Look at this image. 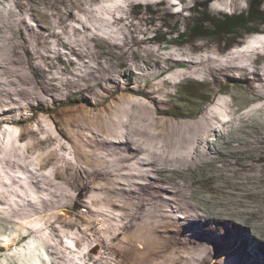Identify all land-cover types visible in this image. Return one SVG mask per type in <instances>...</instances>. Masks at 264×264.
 I'll list each match as a JSON object with an SVG mask.
<instances>
[{
	"label": "rangeland",
	"instance_id": "rangeland-1",
	"mask_svg": "<svg viewBox=\"0 0 264 264\" xmlns=\"http://www.w3.org/2000/svg\"><path fill=\"white\" fill-rule=\"evenodd\" d=\"M144 2L138 14L129 0H0V264L13 249L23 251L20 264H129L108 252L80 212L63 221L56 213L69 208L11 216L64 200L100 214L95 227L128 232L138 256H163L166 238L191 222H229V248L239 244L264 264L256 249L264 246V27L229 47L198 39L164 46L144 29L176 37L173 24L186 28L194 0ZM31 64L57 94L103 75L148 87V97L121 91L104 105L93 99L62 113L84 139L128 147L119 155L133 157L129 165L97 163L50 116L31 117L42 110L28 109L26 98L46 97ZM11 108L16 123L2 118ZM180 241L178 248H199L195 264L214 248L197 237Z\"/></svg>",
	"mask_w": 264,
	"mask_h": 264
},
{
	"label": "trees",
	"instance_id": "trees-1",
	"mask_svg": "<svg viewBox=\"0 0 264 264\" xmlns=\"http://www.w3.org/2000/svg\"><path fill=\"white\" fill-rule=\"evenodd\" d=\"M129 2L131 3L133 11L138 14H142L146 7H148L144 0H129ZM218 2L219 0H194L193 11H189L192 12L193 15L186 28H183V24L178 25L179 21L173 24L175 28H178L174 30L176 37H172L171 35L153 28H147L144 29V31L150 41L164 46L178 44L183 42V39H198L210 41L215 44L224 42V46L229 47L241 41L239 40L240 38H246L264 27V7H262V0H239L240 6L229 10L223 7L219 10ZM31 70L35 80L43 87V93L46 95L44 99L26 98L25 106H30L28 109L35 107L42 110V112H31V117H36L40 114L50 116L57 124L60 133L76 148L81 149L87 157L97 163L108 164L112 162V164H115L114 167L118 170L120 168L117 164L123 165V163H125V165H127L128 160L132 161L134 159L133 157L125 159L124 156L119 155V152L129 151L128 147L125 145L91 141L89 139H84L80 134L74 133L69 129L68 125H66L62 113L68 108L81 104L90 105L93 99L99 101L101 105H104L121 91L134 95H146L148 97V95L151 94L148 87L135 83L124 84L123 81H117L103 75L99 78H93L91 84L67 88L61 91L60 94H57L53 88L47 86L46 79L40 69L33 68L31 64ZM96 93H100V98L93 97ZM169 103V100L168 102L161 100L157 104L173 110L176 106L173 107L169 105ZM16 112L15 108L6 110L2 118H5V121H10V123H16L18 122ZM112 164L111 166H113ZM126 170L131 169L127 167ZM149 192L152 197H158L159 199L164 196L160 193L157 195L151 191ZM81 207L87 209L86 204L75 205L74 202L69 200L52 204L39 202L36 205L30 206L27 210L30 211L28 214L11 216L16 219H25L29 216H39L42 212L69 208L66 212L62 213L60 212L61 210H58L56 213L55 217L63 221L69 216L76 217L80 212L89 217L90 220H88V223H90L91 227H86L93 230L96 237L107 247L108 252L129 264H148V262L151 264H195L196 262L193 261L191 255L199 248H178L181 245L180 239L182 237H186L188 241H192V238L194 239L197 237L199 240H203L206 243L210 242L214 247L204 248L205 250L207 249L206 252L208 254H205L203 258L200 259L201 261L199 264H225L224 260H228L231 255L236 256L235 261L237 264H260L259 259L250 257V254H247L245 250L243 251L242 246L239 247V244L234 248H229L231 244L230 240L235 236V233L232 232L234 228L229 222L219 223L206 221L199 224L191 222L183 226L180 232L175 234L174 237L166 238V241H168V248H160L162 252H164L163 256H161L160 251V254H157V252H150L149 250H147L145 254H142V256H138L142 248H130L131 244H135L136 241L131 238L128 232L124 233L115 230L106 232V230L101 227H95L94 222L101 215L98 213L82 212L80 210ZM225 246L228 247L226 248ZM256 249L260 255L264 256L263 245L258 246ZM187 252H189V255H185ZM135 258L138 259L135 260Z\"/></svg>",
	"mask_w": 264,
	"mask_h": 264
},
{
	"label": "bare ground",
	"instance_id": "bare-ground-1",
	"mask_svg": "<svg viewBox=\"0 0 264 264\" xmlns=\"http://www.w3.org/2000/svg\"><path fill=\"white\" fill-rule=\"evenodd\" d=\"M215 149L216 150H218V148L217 147H215ZM12 225V224H11ZM10 225V226H11ZM18 225V228H20V225L19 224H17ZM17 228V229H18ZM29 234V233H28ZM247 234V233H246ZM31 235V234H30ZM34 237V236H33ZM246 237V236H245ZM35 238V237H34ZM36 239V238H35ZM37 240V239H36ZM248 240H250V238L249 237H247V239H246V242H247V248H255V246H256V244H254L252 247L250 246L251 245V242H252V239L250 240V241H248ZM38 241V240H37ZM17 244V240H15V241H11V242H8L7 244H5V243H3L2 245L5 247V248H11V246L12 245H16ZM258 247V246H257ZM95 250V249H94ZM248 250V249H247ZM23 253V251L22 250H17V249H13L12 251H10V252H8L7 254H6V264H20L21 263V261H20V255ZM255 253V252H254Z\"/></svg>",
	"mask_w": 264,
	"mask_h": 264
}]
</instances>
